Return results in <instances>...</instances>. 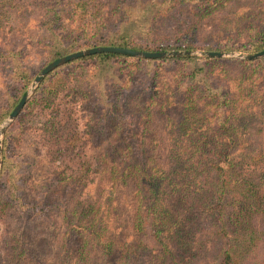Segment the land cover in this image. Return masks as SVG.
Listing matches in <instances>:
<instances>
[{"label": "rangeland", "instance_id": "1", "mask_svg": "<svg viewBox=\"0 0 264 264\" xmlns=\"http://www.w3.org/2000/svg\"><path fill=\"white\" fill-rule=\"evenodd\" d=\"M73 1L62 0L64 17L50 23L47 8L54 0H0V128L11 105L23 92L29 94L26 108L0 136V264H175L183 262L184 253L190 264L213 262L216 227L188 221L198 230L181 238L185 247L173 238L157 240L152 203L141 184L133 177L116 183L106 170L151 156L163 161L164 143L178 137L180 152L196 166L194 187L213 184L214 144L227 147L228 136L219 132L223 116L208 104L205 91L228 93L234 90L232 78L241 77L244 87L254 88L252 100L231 103V109L241 105L249 115L264 114V59L249 68L231 60L244 59L231 53L250 54L232 48L248 50L264 41V0H230L212 11L205 0H176L142 18L128 7L150 0H90L86 12L74 9ZM125 31L133 45L193 50L183 56L195 59L121 57L110 69L98 58L80 60L58 67L31 92L35 77L55 58L106 44ZM211 50L226 55L208 59L202 51ZM20 74L29 80L24 83ZM187 96L200 102L187 111L191 124L200 126L201 134L193 133L199 145L176 131ZM149 100L158 102L149 106ZM149 109L152 115L144 117ZM248 119L253 126L237 135L240 144L231 149L238 179L264 172V117ZM231 197L239 195L225 198L223 219L232 228ZM163 204L185 218L179 202ZM90 206L94 210L88 214ZM250 223L257 236L240 262L264 264V212L253 214Z\"/></svg>", "mask_w": 264, "mask_h": 264}, {"label": "trees", "instance_id": "2", "mask_svg": "<svg viewBox=\"0 0 264 264\" xmlns=\"http://www.w3.org/2000/svg\"><path fill=\"white\" fill-rule=\"evenodd\" d=\"M54 1L55 2L48 5L49 8H47L50 11V23H57L58 21L61 22V19L64 17V13L66 12L64 4H61L62 0ZM89 1L90 0H75L73 1V7L74 9H79L86 12L88 10L87 5L89 4ZM174 1L176 0H150L145 3L138 1L136 5L130 6L128 7V9H131L134 12L138 11V16L142 18L147 17L148 14L153 13L155 8L160 9L167 7ZM228 1L230 0H205L204 3L206 9L211 10L212 8V10H214L213 8H220L221 5L228 4ZM179 2L183 3L186 2V0H179ZM71 12H73V9H71ZM129 37L130 35L127 31H125L124 34L110 38V41L102 45L123 46L137 50H148L133 45ZM166 49L167 48L163 47L159 50L165 51ZM186 49H190V47H187ZM229 49L231 48H228V50ZM233 49L250 53L258 52L264 49V41L260 44H255L251 49L248 50H246L244 47L232 48V50ZM121 57H132L139 60L144 59L147 61L168 58H142L112 52H102L82 56L63 65L71 64L80 60L98 58L100 60L99 62L104 65L106 69H110L111 61L117 60ZM173 58L176 60L195 59L194 56H181ZM212 58L215 57H209L208 59ZM263 59L264 56L252 60H239L235 58L231 60L234 62H239L244 68H249L254 66L255 64L260 65ZM103 68H101L100 70L102 71ZM54 70L47 74L46 78L43 79L42 84ZM195 70L191 74L192 78L196 77L198 73L195 72ZM261 71L263 72L264 70L262 69ZM20 75L24 80V83L29 80L26 74ZM99 77L102 78L103 75H100ZM232 81L234 90L230 89L228 90V93L221 94L219 90L216 89V94L212 95L213 90L209 89L208 87L205 91L208 93L207 96L210 97V101L208 102V104L212 105L215 113H221V115L223 116V120H221V117H219L220 115L218 116V122L221 120V124H217L219 132L221 134L225 133L228 136V143H226V146L228 148L225 146L222 148L217 143L214 144L217 145V152L212 169L214 174L212 180L213 184L211 186L203 187L200 183L196 184V187H194V178L197 176V174L194 172V169H192V167L196 169V166H194V163L191 161L188 154L180 152V146L182 145V142L180 141V139H178V137H176V139L172 142L164 143L163 149L165 146H167L168 153L163 161L151 156L150 159H144L133 165L128 164L122 169L119 168L118 165L114 164L106 170V172H108L110 175L111 181H115L117 183L118 179L120 180V178H122L126 182L128 181L127 179L133 177L134 181L141 184V192L143 193L145 199L148 202L152 203L153 211L150 221L152 223H155L154 236L157 240L161 241L163 240V238L169 237L175 239L176 244H180L182 247H185L184 242L181 238L193 237L196 235L195 232L198 230L197 228L193 230L192 226H187L188 221L193 220V223H199L200 228L210 226L216 227L218 229V236L215 246L217 247L216 253L214 254L215 259L213 260V262L212 260L209 261L208 264H241L240 258H244L247 248L254 241V239L256 238L255 236H257L255 235L257 234V230L253 228L250 223L251 217L253 214L258 213V211L264 212V172L261 171L256 177H247L245 175H242L241 179L235 178L236 176L233 171L235 162L233 160V154L231 153V149L240 144V139L237 138V135L246 134L253 126L251 125L248 117H251V119L255 120H262L264 114L262 112L261 114H259V116H257L255 113L250 112L249 115V110L247 111L240 108V106L243 105L245 101L249 102L252 100L251 93L253 92L254 88H248L246 86L244 87L243 85H246L245 80L241 77L232 78ZM50 93H53V91H49V94ZM23 94L20 95L18 100L11 105V111L20 101ZM187 97L188 98L186 99H188V101H185V104H183L182 106V110L183 112H185L182 115L181 121L178 123L176 131L180 136H185L187 134L189 137L188 139L191 141V143L199 145V143H197L199 141L196 140L195 134L193 133L197 131L199 132V134H201L200 126H197L193 122V124H191L190 113L187 111L193 110L194 112V109L200 104V102L197 104H193V98L191 96ZM239 100H241V105L232 110L231 103H237ZM155 101L157 100H149L148 105L151 106L155 103ZM27 104L28 103L26 102L23 108H26ZM227 104L228 109H224ZM151 112H153V110L149 109L148 113L144 117L151 116ZM236 112L238 113L236 114ZM194 125L195 127H193ZM151 145H153V148L156 149V143H151L150 146ZM204 145H206V141L204 142ZM164 165L165 168H163ZM191 174L192 177L189 178ZM184 178L187 181H184ZM190 182L193 185V187H191L192 190L189 189ZM233 193H238L239 197L236 199H234L233 197L230 198L231 202L235 204V210L232 213V218H229L232 224L231 228L228 225V220L224 221L223 219V210L225 207V198H227L228 200V196L233 195ZM174 196L176 199L175 201ZM170 198L172 200L168 201ZM210 199L211 202L209 201ZM163 202H179V207L185 208V218H182L180 214L178 212L176 213L172 208L170 209L166 207ZM226 203L228 205V202ZM93 210L94 209L92 208V206H90L88 214L92 213ZM91 223L96 224V221L93 219ZM247 229H249V231L245 233L244 230ZM106 251L108 254L111 252L108 246L106 247ZM184 255L187 254L184 253L181 255V259L183 261L182 263L190 264L191 261H187ZM201 255L202 254L199 253L198 259L201 257ZM206 255V252L203 253L204 257Z\"/></svg>", "mask_w": 264, "mask_h": 264}, {"label": "water", "instance_id": "3", "mask_svg": "<svg viewBox=\"0 0 264 264\" xmlns=\"http://www.w3.org/2000/svg\"><path fill=\"white\" fill-rule=\"evenodd\" d=\"M102 52H112V53H118V54H124V55H130V56H136V57H142V58H163V57H178L183 55H193V50H171V51H149V50H137L130 47H123V46H107V45H100V46H94L89 47L85 49L76 50L73 52H70L66 55H63L61 57H58L48 63L41 72L35 77L31 92L34 91V88L42 81V79L50 73L52 70L57 68L58 66H61L71 60L77 59L82 56L95 54V53H102ZM205 55L209 57H223L226 55V53L222 51H202ZM231 55H237L244 59H257L264 56V49L255 53L250 54H234L231 53ZM29 94H24L20 101L17 103V105L14 107L12 112L9 115V119L7 122L0 128V136L3 135L6 129V125L9 121L14 120L19 113L22 111L24 105L26 104L28 100ZM2 153V145H1V139H0V156ZM2 163V159L0 157V166Z\"/></svg>", "mask_w": 264, "mask_h": 264}]
</instances>
